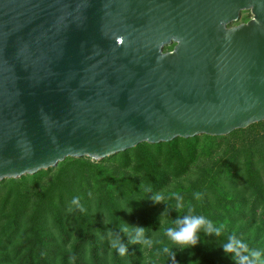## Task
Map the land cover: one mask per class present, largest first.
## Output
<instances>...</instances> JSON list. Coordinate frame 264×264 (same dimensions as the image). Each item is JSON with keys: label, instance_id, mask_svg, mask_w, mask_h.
Instances as JSON below:
<instances>
[{"label": "water", "instance_id": "obj_1", "mask_svg": "<svg viewBox=\"0 0 264 264\" xmlns=\"http://www.w3.org/2000/svg\"><path fill=\"white\" fill-rule=\"evenodd\" d=\"M260 122L264 0H0V182Z\"/></svg>", "mask_w": 264, "mask_h": 264}, {"label": "trees", "instance_id": "obj_2", "mask_svg": "<svg viewBox=\"0 0 264 264\" xmlns=\"http://www.w3.org/2000/svg\"><path fill=\"white\" fill-rule=\"evenodd\" d=\"M255 125L223 137L202 135L155 145L143 143L99 162L67 158L57 165L58 174L43 184L51 169L1 181L9 184V190L3 200L0 197V264H147L149 256L153 264H235L220 247L232 233L250 247L264 249V182L260 174V169L264 171V130L250 133ZM237 132L245 133L249 139L245 143L250 145L225 150L214 172L203 169L186 191L178 193L183 200L187 197V204L178 211L167 208L163 217L151 200L153 193L185 176L204 148L218 146ZM239 168L247 178L249 196L238 190ZM220 178L232 185L227 191L230 200L217 185ZM195 192L202 199L196 200ZM77 196L83 210L69 213L70 202ZM169 199L177 201L176 196ZM190 206L213 223L225 225V231L220 237L201 232L196 246L174 247L173 260L162 253L169 244L163 227L165 221L186 214ZM124 224L128 233L120 231ZM132 227L147 229L153 246L131 243ZM118 232L127 245L125 254L110 246V234Z\"/></svg>", "mask_w": 264, "mask_h": 264}, {"label": "clouds", "instance_id": "obj_3", "mask_svg": "<svg viewBox=\"0 0 264 264\" xmlns=\"http://www.w3.org/2000/svg\"><path fill=\"white\" fill-rule=\"evenodd\" d=\"M193 196L196 200L202 199V194L200 192L193 193ZM166 198L167 197L164 193L156 192L153 193L151 200L154 203L159 204L165 201ZM176 200L177 208L182 209V195L177 194ZM75 209L83 210L78 196L72 198L67 211L72 213ZM132 228L134 231L131 235V243H140L146 247L153 246L154 241L146 234L147 229L144 227ZM120 231L128 233V226L124 224ZM224 231L225 226L223 224H214L206 216L197 214L195 208L190 206L188 207L186 214L177 216L174 220L165 221L163 235L167 238L169 244L162 248V253L167 254L175 260L173 247H179L181 249L194 247L200 240L201 232H204L209 236L220 237L224 234ZM110 236L112 237L110 241L111 248L119 254H125L127 251V245L123 242L119 232L110 234ZM220 247L226 255L231 257L235 264H264V249L250 247L247 241L238 238L235 233L227 235L220 243Z\"/></svg>", "mask_w": 264, "mask_h": 264}, {"label": "rangeland", "instance_id": "obj_4", "mask_svg": "<svg viewBox=\"0 0 264 264\" xmlns=\"http://www.w3.org/2000/svg\"><path fill=\"white\" fill-rule=\"evenodd\" d=\"M250 18H251V14L248 11L241 12L239 20L236 23H234V25L247 22ZM173 46H174V44H171L170 46L165 47L164 51L172 50ZM262 130H264V124L257 123L255 125V127L250 131V133H255L257 131H262ZM244 134L245 133L237 132V133L233 134L230 138H228V140L220 143L218 146H214L211 149H209V147L204 148L199 153L198 160L194 163V165H192L190 167L188 173L185 176H183L177 180H173L167 186H165L162 190L159 191V192L164 193L165 196L167 197L165 199V201H163L162 203H159V204L155 203L156 209L159 212L161 211V213L163 214V217L167 212V208H169V210H172V211H178L177 203H176L177 201L170 200L169 197L176 196V194L186 191L191 186V184L194 183L198 174H200V172H203L202 171L203 169H209V170H212L214 172L216 170L215 165H219L222 162V161H220V159H221L223 153L225 152V150H227V149L229 150V148H231L232 145L236 148H239V149H241L244 146L250 145L249 143H245L249 139L246 137V134L245 135ZM244 138H245V140H243ZM202 142H203V139L201 137L200 144ZM228 145L230 147H228ZM254 149H255V147H254ZM97 162H99V161H97ZM104 164H106V163H104ZM107 165H109V164H107ZM219 168H220V166H219ZM50 169H48V170H50L49 173L43 177L42 184L47 183L49 180L54 178V176H56L58 174V172L60 171L59 170L60 166H56V167L50 168ZM260 171H261V173H260L261 177L263 178V182H264V171L261 169H260ZM237 174H238V182H239L238 190H240L241 192H244V194L249 196L251 194L250 193L251 190L248 189V186H247L248 181H247V178H246L244 172L242 171V168L238 169ZM220 179L221 180L218 182L217 185L221 189L223 188V191L227 193V191H230V188L232 187V185L230 184V182L226 181L224 178H220ZM8 190H9V184L8 183L0 184V197H1V199L4 198L5 193ZM219 193H222V191L219 190ZM239 193L240 192H238L237 194H239ZM227 194H228L227 200H230L232 196L229 193H227ZM212 195L213 194L211 193L210 194L211 198H213ZM187 201H188V199H187V197H185V200H182V202H181L182 205L183 206L186 205ZM124 204H125V202H124ZM127 211H128V213H130L129 208ZM261 211H262V208L259 210V212H261ZM164 221H162V223H161L162 225L164 224ZM214 224H217V223H214ZM238 225H239V223L237 222V225L234 229L235 232L237 231L236 229H237ZM244 232H245L244 233L245 236H251L250 233H246V231H244ZM147 248H149V247H147ZM147 258H148L147 264H153L154 261L151 262L152 259L150 258V256Z\"/></svg>", "mask_w": 264, "mask_h": 264}]
</instances>
